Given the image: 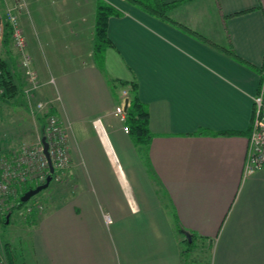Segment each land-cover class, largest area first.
<instances>
[{
  "label": "crops",
  "instance_id": "1",
  "mask_svg": "<svg viewBox=\"0 0 264 264\" xmlns=\"http://www.w3.org/2000/svg\"><path fill=\"white\" fill-rule=\"evenodd\" d=\"M119 1L102 68L92 57L96 0H54L52 19L38 4L47 36L22 30L42 83L38 98L58 97L52 110L71 166L66 190L44 198L20 264H264V166L244 171L264 0H209L207 23L169 13L174 23L164 22ZM53 28L70 31L54 36ZM130 84L148 110L147 147L113 113Z\"/></svg>",
  "mask_w": 264,
  "mask_h": 264
},
{
  "label": "rangeland",
  "instance_id": "2",
  "mask_svg": "<svg viewBox=\"0 0 264 264\" xmlns=\"http://www.w3.org/2000/svg\"><path fill=\"white\" fill-rule=\"evenodd\" d=\"M37 3H29L28 0H13L9 2L11 5H16L17 7L22 6L18 11V15L21 18V28L22 30L25 29V32L30 34V37H35V39H38V37L47 36L46 32H48L47 29L39 28V20L40 18L38 16L37 9L38 4L40 7L45 8L46 11H49L48 15L51 16V19L55 15L54 10L59 8L54 3V0H49L51 3L50 5L48 2H45V0H33ZM105 3L109 4L112 8H114L116 11L120 12V9L116 4H121L119 0H103ZM124 1V0H122ZM192 1V2H190ZM188 0L186 1L189 4H180L179 7L176 9H173L169 12V15L175 17L176 15H184V16H190L192 21L194 20H204L205 23L209 22L211 20V14H213V10L208 8H205L206 6H211V3L209 0ZM215 2V3H214ZM53 4V6H52ZM216 0H212V5L215 6ZM46 5V6H45ZM5 8V4L0 0V12ZM32 8V9H31ZM35 9V10H33ZM33 10V11H32ZM86 12V10H85ZM87 13V12H86ZM41 16V15H40ZM46 16V15H45ZM88 22H90V15H87ZM194 17V19H193ZM59 18H64L59 17ZM50 20V19H49ZM46 22L49 23L48 20ZM48 25V24H47ZM73 24L68 25L70 29H73ZM65 29L64 34H67L70 29ZM43 31V32H42ZM51 32H53L52 35H64L61 30L51 29ZM27 36V35H26ZM3 35L0 36V60H2L5 63L6 69L8 71V74L11 76V79H13L14 83L18 85V89L22 83L21 89L16 90L15 93H12L11 96L2 97L3 89L0 88V156H8L10 154L16 153L18 150L23 148L24 146L27 147H34V145L38 142V138L36 137V134L39 133V128L41 127L43 129L42 124V117L39 113H37V109L35 108L36 104L39 102H43L46 100L39 99L37 96V91L42 86V83L40 82L39 78V84L40 86L34 90L30 95L23 94V90L28 87V79L27 76L25 77L24 71L21 62L18 57L15 56L16 54L15 49L13 48L12 43L10 42L8 46L3 45ZM28 37V36H27ZM8 43V42H7ZM70 41L64 42L61 45L62 53L61 58L64 60H67L70 58V50L72 51V46L70 45ZM6 47L10 49L8 53L5 51ZM7 49V50H8ZM15 51V52H14ZM15 56L16 57V63L14 60H8L9 56ZM10 56V57H11ZM21 77V82H20ZM38 77V76H37ZM51 80V79H50ZM49 80V81H50ZM52 84V83H51ZM21 91V92H20ZM20 98L24 101L23 104L20 103ZM14 102H13V101ZM48 101L53 102V105L55 106V103L57 101L56 96L53 98L48 99ZM26 108V109H25ZM36 117H40V120H37ZM44 122V121H43ZM34 124L35 128L37 130L34 132L32 131V128H30V125L32 126ZM63 127V126H62ZM41 129V134H42ZM64 132L66 134L65 128L63 127ZM39 135V134H38ZM40 137V136H39ZM67 137V135H66ZM66 141V139H65ZM67 175V171L63 173V176L61 180L52 182L50 181V185H48V189L42 190L37 195L30 198L31 204H33L36 201L40 200L42 203L44 202V198L50 197L52 201L56 198V195H61L63 190H66L65 186V178ZM29 183H26L28 185ZM30 184L35 185L33 182ZM23 184L19 186L14 187V193L12 197H9L7 194L6 198L0 201V213L4 215H9L8 224L5 227L4 230L0 225V264H7L6 262V253H5V246H7V249L12 253L13 258L17 261L16 263L20 264L21 261L26 262L27 260V240L28 235L30 234V231L33 227V225L36 223V221L39 219L41 213L32 210L30 213H34V216H29V212L27 211L28 206L30 203L25 204L21 206L18 209H13L10 211L12 205L15 204V200L18 197V195L21 193L22 189L25 187ZM6 215V216H7ZM32 215V214H31ZM18 256V259H17Z\"/></svg>",
  "mask_w": 264,
  "mask_h": 264
},
{
  "label": "built area",
  "instance_id": "3",
  "mask_svg": "<svg viewBox=\"0 0 264 264\" xmlns=\"http://www.w3.org/2000/svg\"><path fill=\"white\" fill-rule=\"evenodd\" d=\"M13 0H2L5 8L0 12V36L4 31V20L8 24L10 30V38L18 58L25 69L24 75L28 79V87L23 90V94L30 95L36 90L40 84L36 72L32 67V60L27 52V44L18 21V10L22 7H17L15 4L10 5ZM262 74L260 75V83L257 92L252 97L253 116L250 124L249 135L247 138V150L244 163L245 173H252L264 166V62L261 66ZM49 83H53L51 79ZM121 102L115 106L113 113L118 116L122 122V130L128 133L129 129L124 125L125 111L124 100L128 99L126 91L122 92ZM58 101V97L56 96ZM129 105V99H128ZM53 102L48 100L39 102L35 108L43 119L42 134L38 137V142L34 147L24 146L16 153L8 156H0V201L5 199L7 194L13 196L14 187L26 183L33 182L35 185L44 183L49 168L47 159L43 153L41 137H45L47 142V152L53 168L51 174V182L61 180L63 173L68 172L71 166L70 154L65 141L66 134L62 124L53 112ZM30 205L27 211L32 210L41 212L44 209L42 201H36ZM106 224L111 223L109 215L104 214Z\"/></svg>",
  "mask_w": 264,
  "mask_h": 264
},
{
  "label": "trees",
  "instance_id": "4",
  "mask_svg": "<svg viewBox=\"0 0 264 264\" xmlns=\"http://www.w3.org/2000/svg\"><path fill=\"white\" fill-rule=\"evenodd\" d=\"M129 4L136 6L138 9L147 13L148 15L164 22L174 23L168 13L170 10L174 9L176 6L185 3L188 0H124ZM190 1V0H189ZM120 13L114 8L109 6L103 0H96L94 9V25H93V49L92 57L95 64L102 68L103 63V53L107 47L111 46V42L106 35L107 20L110 16H119ZM186 29V28H185ZM188 30V29H187ZM193 33L192 31L188 30ZM3 42L7 43L10 38V30L8 24L4 20V32H3ZM231 53V51H230ZM259 74H262V68L259 70ZM120 84L126 87L128 84L125 82H120ZM0 88L3 89L2 97L11 96L18 90V85H16L8 74L5 63L0 60ZM129 105L125 112V123L129 129L128 133L131 136L133 142L137 145H142L147 147L152 134L148 130V110L144 103L140 102L137 97V91L135 84H130L128 92ZM40 118V117H39ZM43 120V119H41ZM43 124V121H42ZM51 184V183H50ZM49 184V185H50ZM37 185L28 184L26 185L21 193L15 200V204L10 208L18 209L21 206L28 204L30 200L25 203L19 201L21 195L30 188H34ZM32 214V215H31ZM7 215V214H6ZM4 215L0 213V225L5 229L8 224L9 215ZM29 216H34V213H30ZM188 241V239H186ZM6 262L7 264H16L15 258H13L12 253L5 246Z\"/></svg>",
  "mask_w": 264,
  "mask_h": 264
},
{
  "label": "water",
  "instance_id": "5",
  "mask_svg": "<svg viewBox=\"0 0 264 264\" xmlns=\"http://www.w3.org/2000/svg\"><path fill=\"white\" fill-rule=\"evenodd\" d=\"M127 108H128V99H125L124 100V111L125 112H126ZM41 144L43 146V153H44V155L47 159V162H48L49 175H47L44 183L39 184V185L35 186L34 188L28 189L26 192H24L21 195V197L19 198V201L22 203L27 202L28 200H30V198L37 195L42 190H45L51 181V174L53 172V168H52V165H51V162H50V159L48 156V152H47V142L45 141V137H43V136L41 137ZM186 238L188 239V241H190V238L188 236H186Z\"/></svg>",
  "mask_w": 264,
  "mask_h": 264
}]
</instances>
